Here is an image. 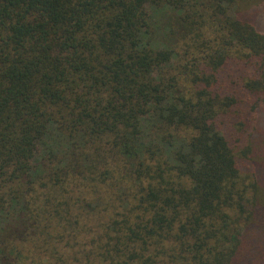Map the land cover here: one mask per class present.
Segmentation results:
<instances>
[{"label":"trees","instance_id":"trees-1","mask_svg":"<svg viewBox=\"0 0 264 264\" xmlns=\"http://www.w3.org/2000/svg\"><path fill=\"white\" fill-rule=\"evenodd\" d=\"M0 264H264V0H0Z\"/></svg>","mask_w":264,"mask_h":264}]
</instances>
